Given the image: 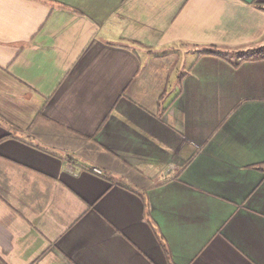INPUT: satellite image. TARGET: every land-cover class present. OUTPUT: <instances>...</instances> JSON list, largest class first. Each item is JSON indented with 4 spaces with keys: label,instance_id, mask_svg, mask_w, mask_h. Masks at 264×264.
Instances as JSON below:
<instances>
[{
    "label": "crops",
    "instance_id": "obj_1",
    "mask_svg": "<svg viewBox=\"0 0 264 264\" xmlns=\"http://www.w3.org/2000/svg\"><path fill=\"white\" fill-rule=\"evenodd\" d=\"M258 5L0 0V264H264Z\"/></svg>",
    "mask_w": 264,
    "mask_h": 264
},
{
    "label": "rangeland",
    "instance_id": "obj_2",
    "mask_svg": "<svg viewBox=\"0 0 264 264\" xmlns=\"http://www.w3.org/2000/svg\"><path fill=\"white\" fill-rule=\"evenodd\" d=\"M184 60L187 61L188 60V57L187 56H184V54L176 53V54L172 55L171 57L167 58L164 61V64H168V68L169 67H172V64H173V66H175V68H174V75L172 76V79L170 80V87H168V90H167V93H169V96H165L164 102H166L170 97H173L174 96V88L171 91L172 93L169 92V90H171V84H172L171 82H172L174 76L178 74L177 71L179 69L180 64H183L184 66L186 65V63L184 62ZM182 69H184V68H182ZM168 84H169V82H168Z\"/></svg>",
    "mask_w": 264,
    "mask_h": 264
},
{
    "label": "trees",
    "instance_id": "obj_3",
    "mask_svg": "<svg viewBox=\"0 0 264 264\" xmlns=\"http://www.w3.org/2000/svg\"><path fill=\"white\" fill-rule=\"evenodd\" d=\"M258 8L264 11V5H258ZM256 53H257V55H258V58H257V59H264V46L261 47V48H259V49H257ZM207 54H211V55H213V53H207ZM241 62H242V59L239 60L238 62L234 63L233 65H234V66H237V65H239ZM258 170H260L261 172L264 173V167H263V168H258Z\"/></svg>",
    "mask_w": 264,
    "mask_h": 264
},
{
    "label": "built area",
    "instance_id": "obj_4",
    "mask_svg": "<svg viewBox=\"0 0 264 264\" xmlns=\"http://www.w3.org/2000/svg\"><path fill=\"white\" fill-rule=\"evenodd\" d=\"M74 162L75 161L72 160V159H66V161H65V168L67 170L73 169ZM75 167H76V163H75ZM87 171H89V172H91V173H93L95 175H101L102 174V172L99 169H97V168H88Z\"/></svg>",
    "mask_w": 264,
    "mask_h": 264
}]
</instances>
